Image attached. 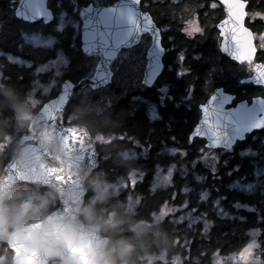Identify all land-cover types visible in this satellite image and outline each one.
<instances>
[{
	"label": "trees",
	"instance_id": "obj_1",
	"mask_svg": "<svg viewBox=\"0 0 264 264\" xmlns=\"http://www.w3.org/2000/svg\"><path fill=\"white\" fill-rule=\"evenodd\" d=\"M11 1L0 0V146H4L0 174L30 118L41 106L32 107L29 95L35 81L46 84L48 75L37 77L35 67L62 53L67 60L62 80L76 83L86 76L84 63L93 61L92 56L82 54L79 37L73 36L71 26L57 31V17L63 10L69 20L77 22L69 0H47L54 14L50 24L16 19L9 7ZM178 1L141 0L142 10L161 30L164 48L163 70L152 87L131 90L112 79L108 86L90 91L86 100L75 93L64 111L66 124L85 126L94 139L106 138L103 143L95 140L98 166L85 181L83 207L96 197L98 184L122 186L115 195L93 207L90 223L100 225L101 236L108 238L107 248L112 250L115 264H142L150 256L156 258L150 264H215V255L226 256L242 249L252 229L260 231V253L264 256V129L246 135L231 150L206 149L204 140H189L200 117L199 105L216 88L222 87L235 96L231 106L258 95L260 88L241 84L238 78L244 76L243 63L219 51L216 24L224 16L221 6L211 8L215 0ZM248 3L249 15L264 13V0ZM183 8L194 9L203 28L194 38L182 32L175 17ZM245 25L254 36L264 35V20L246 17ZM33 35L51 37L55 44L52 48L33 47L25 42ZM7 56L28 61L31 66L12 63ZM254 61H264V52L256 54ZM236 71L239 76L233 75ZM161 90H165L164 95ZM101 94L109 99L104 110L97 108H103L102 100V104L95 100ZM55 95L51 91L47 100ZM151 104L158 116L154 121L147 112ZM207 152L222 153L213 169L206 167ZM169 167H173L170 185L153 191L156 169ZM240 186H250L252 190L243 193L237 188ZM42 196L53 200L46 210L28 211L17 218L26 200L39 203ZM134 201L138 203L128 209ZM57 207L51 189L15 186L3 203L8 232L14 225L42 220ZM172 207L178 210L157 219L163 208ZM185 214L201 220L192 226L189 220L180 219ZM80 220L88 224L82 209ZM0 258L4 264H11L5 240H0Z\"/></svg>",
	"mask_w": 264,
	"mask_h": 264
},
{
	"label": "water",
	"instance_id": "obj_2",
	"mask_svg": "<svg viewBox=\"0 0 264 264\" xmlns=\"http://www.w3.org/2000/svg\"><path fill=\"white\" fill-rule=\"evenodd\" d=\"M215 1L224 13L223 19L216 24L219 35V26L227 16L221 0ZM9 7L13 8L15 18L24 23L42 21L50 24L54 19L47 0H13ZM235 7L243 16V5L237 3ZM78 20L82 54L99 58L93 74L76 83L67 79L61 83L56 95L46 100L31 117L26 132L16 142L0 174V193H3L0 231L7 235L6 247L12 253L11 264H47L51 259L60 264H101L94 244L103 242L99 245L102 251L107 247L108 238L102 237L100 230L89 238L83 229L74 228L75 222L81 221L85 181L98 166L96 141L85 126L66 124L64 111L81 88L98 90L109 85L112 81L110 63L121 49L138 44L142 35L150 38L142 84L152 87L163 70L161 30L151 15L142 10L141 0H117L107 7L83 3ZM219 37V51L236 63H243ZM240 83L264 88V80L258 79L254 73L241 79ZM234 98L222 87L216 88L199 105L200 117L189 140H204L206 149L230 150L246 135L264 129V98H254L250 103L240 101L232 107ZM18 154L29 157L30 163L25 166L18 162ZM20 184L51 189L58 207L42 220L8 232L3 203L11 190Z\"/></svg>",
	"mask_w": 264,
	"mask_h": 264
},
{
	"label": "rangeland",
	"instance_id": "obj_3",
	"mask_svg": "<svg viewBox=\"0 0 264 264\" xmlns=\"http://www.w3.org/2000/svg\"><path fill=\"white\" fill-rule=\"evenodd\" d=\"M89 1L94 6H103V4L106 3L104 0H89ZM153 1H158V0H153ZM171 1L173 3L179 2L178 0H171ZM74 4L72 5L73 11L77 13L76 7L78 8L79 3L76 6ZM215 5L217 6L219 4L212 3L210 4V7L215 8L216 7ZM195 16L196 15H195L194 9H189V8H183L181 10V13L175 15L178 23H180L181 25L182 32H184L188 37H191V38H194L196 35H199L203 32V28L200 26L199 21L197 20ZM78 22L79 21L75 23L69 20L68 15H66L63 10L58 14V17H57V31H61L65 29L66 27L71 26L73 28V31H72L73 36L79 37V30H78L79 23ZM197 28L200 29L199 32L196 31ZM254 37L256 40V46L258 48L264 47V35L254 36ZM220 41H221V38L218 37L219 45H220ZM25 42L33 47H40V48H52L55 44L53 38L42 37L39 35H33L30 37H26ZM149 45H150V40L146 36H144L139 40L138 44H136L135 46L121 49L118 52L116 58L110 63L112 79L115 81V83L118 84V86L120 85L121 87H125L131 90L141 88L142 86L145 87V85L142 84L141 80H142L143 70L146 65V51ZM7 59L12 63H16L19 65H25V66H31L30 62L21 61L18 58L7 56ZM92 59L93 61L90 60L84 63V68L86 70L85 77H90L93 74L95 66L99 61V58L97 56H92ZM66 65H67L66 58L63 56L62 53H58L55 59L48 61L45 64L37 65L35 67L34 69L35 75L37 77L43 74L48 75V82L46 84H41L38 79L35 81L34 86L29 95V102L31 103L32 107L35 108V107L42 105L47 100L48 95L50 94L51 91H55L56 93L58 92L61 83L64 81L62 80V74L65 71ZM252 67H253L252 64L243 63V68L241 72L244 73V76L239 77L238 80L244 77H249L253 73ZM233 75L239 76V73L236 71L235 73H233ZM1 78L2 77L0 73V81H1ZM106 86H103L102 88ZM90 91H94V90H91L89 87H84V88H81L78 92L82 96L83 100H86L88 98L87 94ZM161 93L162 95H164L165 90H161ZM100 99L102 100L103 104L99 102ZM95 100H97L98 103L103 105V108L101 107V109L96 106L99 110H104V108L106 109V107L109 106V99L106 94H101L100 97H98V99H95ZM147 112H148V117L151 121H154L157 119L158 116L156 113L155 105H152V104L149 105L147 107ZM95 140L99 141L100 143H103L106 141V138L97 136ZM3 147H4L3 145L0 146V155H1V152L3 151ZM221 154L222 153L216 154V153L207 152V155L204 156L206 167L211 168V169L216 167L217 160L219 159V155ZM132 156L133 155H130V157ZM261 172L264 174V170H261ZM172 174H173V167H169L165 169L157 168L155 175H154L153 184H152L151 189L155 191V190L168 187L170 185ZM258 177L259 175H256L255 179H257ZM121 188L122 186H118V185L112 187L111 185H107V184H104V185L98 184L96 197L91 201L90 205H88L87 207H83L82 210H87L88 214L93 219V212H92L93 207L101 202H104L106 199L110 198L111 196L115 195ZM237 188H239L238 190H240L243 193L251 192L252 190L250 186H244V187L240 186ZM52 202L53 200L50 196H42L39 203H33L30 199L26 200L23 203L21 209L26 208L27 211L25 213H27L28 211L40 212V211L46 210L52 204ZM137 203H138L137 201H134V204H132V206L129 205L128 209L129 208L133 209ZM177 210L178 209L176 207L163 208L160 214L158 215L157 219H160L162 216H165L167 214H172L176 212ZM83 215H84V211H83ZM190 216L191 215L189 214L181 215L180 219L185 218L189 220L188 222H190L189 224H191L192 226L198 223L199 220H201L200 218L190 217ZM20 217L21 215L19 211V213L17 214V218H20ZM92 219L87 220L85 219V215H84V220L87 221V223L90 224L92 222ZM259 237H260V231L258 229H252L251 231H249L248 241L242 249H239L238 251L230 253L226 256L215 255L213 258L215 264H264V256L260 253ZM248 247H250V254L248 256L247 261L242 262L239 259V253L241 252V250L248 248ZM155 259H156L155 257H151V256L147 257L145 263H142V264H150ZM2 262L4 264L3 259L0 258V264H2Z\"/></svg>",
	"mask_w": 264,
	"mask_h": 264
},
{
	"label": "snow or ice",
	"instance_id": "obj_4",
	"mask_svg": "<svg viewBox=\"0 0 264 264\" xmlns=\"http://www.w3.org/2000/svg\"><path fill=\"white\" fill-rule=\"evenodd\" d=\"M221 2L227 18L219 26V35L223 38L224 44L233 50L234 56L240 62L252 64L253 73L258 79L264 80V61L254 63V56L264 52V47L256 46L253 31L245 26L246 17L250 20L253 18L264 20V13H253L250 16L248 0H221ZM237 3L243 5V16L239 15V9L235 7ZM196 31L199 32L200 29L197 28ZM249 254L250 247L241 250L240 261L246 262Z\"/></svg>",
	"mask_w": 264,
	"mask_h": 264
},
{
	"label": "clouds",
	"instance_id": "obj_5",
	"mask_svg": "<svg viewBox=\"0 0 264 264\" xmlns=\"http://www.w3.org/2000/svg\"><path fill=\"white\" fill-rule=\"evenodd\" d=\"M17 159L18 162L24 164L25 166H27L28 163H30V158L29 157H24L21 156L20 154L17 155ZM3 199V193H0V201H2ZM27 211L26 208H22L20 210V215L21 218L23 217V214ZM84 211V215H85V219L87 220H91L92 217L88 214L87 210H82ZM17 227H27V223L24 222L20 225H14L12 227V231H15ZM74 228L76 229H83L89 238H92L95 234V232L100 230V225L98 224H90L88 226H85L83 221H79L77 220L74 224ZM0 240H5L6 241V236L4 234L3 231H0ZM103 244V242H98V244H94V248H96L97 252H98V260L101 262V264H115V258L111 255V249L107 248L106 246L103 248V250H100L99 245Z\"/></svg>",
	"mask_w": 264,
	"mask_h": 264
},
{
	"label": "flooded vegetation",
	"instance_id": "obj_6",
	"mask_svg": "<svg viewBox=\"0 0 264 264\" xmlns=\"http://www.w3.org/2000/svg\"><path fill=\"white\" fill-rule=\"evenodd\" d=\"M117 1V0H116ZM70 2H71V5H73L74 3H72V1L70 0ZM115 2V1H114ZM114 2H112L111 4H103V6L104 7H107V6H110V5H112ZM78 3H79V5H78ZM83 3H85V4H90V1L89 0H77V2L74 4L75 6L76 5H78V8L76 7V9H77V13H76V16H77V21H79L78 20V13H79V10L81 9V7L83 6ZM92 4V3H91ZM48 5V4H47ZM93 5V4H92ZM94 6V5H93ZM144 11V10H143ZM79 23V22H78ZM79 27H80V23H79V25H78V30H79ZM144 36H146L149 40H150V38H149V36L148 35H142L141 36V38L142 37H144ZM218 37H219V35H218ZM140 38V39H141ZM80 40V39H79ZM259 88H260V93L258 94V95H254V96H251L250 98H249V100L248 99H245V100H241V101H247L248 103H250L254 98H264V88L263 87H261V86H258ZM243 94H245V92L243 91L242 92ZM235 97V96H234ZM234 100H235V98H234ZM233 100V101H234ZM232 101V102H233ZM238 102H240V101H238ZM237 102V103H238ZM236 103V104H237ZM235 104V105H236ZM232 105V104H231ZM234 105V106H235ZM231 107V106H230ZM233 107V106H232ZM233 148V147H232ZM231 148V149H232ZM230 149V150H231ZM11 253V252H10ZM11 258H12V253H11ZM122 263H125V262H122ZM47 264H60V262L58 261V260H55V259H51V260H49L48 261V263ZM117 264H121V263H117ZM127 264V263H126Z\"/></svg>",
	"mask_w": 264,
	"mask_h": 264
}]
</instances>
